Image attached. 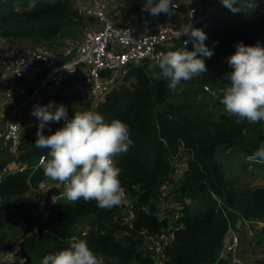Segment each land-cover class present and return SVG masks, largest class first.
<instances>
[{"label": "trees", "instance_id": "trees-1", "mask_svg": "<svg viewBox=\"0 0 264 264\" xmlns=\"http://www.w3.org/2000/svg\"><path fill=\"white\" fill-rule=\"evenodd\" d=\"M144 2L120 0V15L116 18L118 21L130 19L142 10ZM234 7L239 10L233 12L225 6L216 9L209 19L195 27L206 34L205 45L215 34L221 14L238 19L242 10L251 9L244 5V0H239ZM255 8L260 13H246L237 20L247 34L256 37L248 40L247 46H252L250 41L253 40L264 42L261 39L264 10ZM178 9L183 11L182 21L173 25L185 20L184 6ZM176 12L174 9L171 18L165 14L161 16L175 20ZM149 18L147 15L145 20ZM228 19L229 23L233 22L231 16ZM82 20L68 0H0V40L8 43H45L47 47L58 48L59 37H80L71 35L76 32L73 29L81 27ZM82 32L80 30L79 34ZM187 42L180 50L193 51V38L188 36ZM178 47L176 43L166 52L176 51ZM206 67L208 72L181 81L177 93H172L167 81L152 78V71H159L158 64L134 66L125 83L108 92L95 109L106 122L119 119L129 126V150L115 157V164L121 169L122 187L135 198L133 210L137 218L131 235L123 232L126 226L120 227L113 219L116 207L102 210L95 201L81 199L69 203L63 196L52 204L47 219L38 223L34 216L38 210L30 190L40 182L52 180L44 176L43 167H37L32 173L29 168L4 174L3 168L11 161L32 165L43 154L49 159L50 150L37 149L33 145L38 125L21 130L16 154L10 151L8 143L0 140V251L11 245L6 237L8 232L19 233L23 229L24 233L32 230L26 239L30 244L25 246L27 264H41L46 255L67 248L72 235L85 239L94 254L103 257L102 264H149L143 257L137 231L141 228L152 232L165 229L167 223L159 219L155 201L161 197V186L169 180L168 195L181 201L187 197L194 203L181 205L183 228L174 232L173 244L165 251L166 264H228L219 257L228 224L237 217L264 218V186H234L235 180L226 176L222 161L228 157H225L227 150L238 153V158L250 156L264 142V121L236 123L219 102L221 89L227 83L224 75L230 71L218 66ZM44 134L52 133L44 129ZM180 144L181 152L174 162L187 165L178 175L177 168L169 161L177 154ZM251 165L253 169H264V163ZM170 174L173 176L169 177ZM63 191L62 184L49 190L53 195ZM215 198L228 207L227 217L215 211ZM35 224L37 227L33 230ZM82 229H86L85 235H81ZM30 250H39L36 254L40 259L31 257Z\"/></svg>", "mask_w": 264, "mask_h": 264}, {"label": "built area", "instance_id": "built-area-1", "mask_svg": "<svg viewBox=\"0 0 264 264\" xmlns=\"http://www.w3.org/2000/svg\"><path fill=\"white\" fill-rule=\"evenodd\" d=\"M73 9L83 21L85 31L79 38L69 36L59 37L58 48L47 47L43 44L26 48L21 53L0 50V94L7 110L5 113L4 128L0 129V140L10 145V151L16 154L20 142V132L23 129V109H33L36 105L46 104V93L57 89L68 81H78L77 84L85 88L86 102L89 110L95 111L98 104L103 101L106 94L121 84L125 83L130 69L134 66L158 64L159 59L166 54L168 47L178 44L177 50L185 47L189 35L184 32L190 25L195 28L200 22L209 19L216 9L223 7L221 0H173L178 9L184 6V22L173 25L170 22L157 25L152 31L136 32L132 19L118 21L113 13L119 3L118 0H68ZM239 0H237L238 2ZM253 0H244L246 6ZM259 10H264V0H256ZM247 7V6H246ZM219 45V39L209 42L208 48L214 50ZM59 53L64 60H58ZM67 109L70 119L69 98L62 103ZM64 121L47 126L46 131L63 127ZM249 157V156H248ZM46 156L40 155L36 163H15L11 161L6 168L14 171L43 167ZM170 174L169 177H172ZM167 180L160 188L161 204L157 207L158 217L165 220V229L152 232L141 228L137 231L142 245L143 257L149 264H166L165 251L172 246L174 232L182 225L181 205L183 201L168 195ZM61 184L40 182L32 187V194L37 206L39 221L44 222L49 214L50 207L58 197L50 194L52 187ZM215 211L227 217L228 207L219 198H215ZM135 199L128 192L126 198L116 206L113 219L122 221L130 230H135L136 213L133 210ZM245 235L250 241L247 249L252 255V261L242 259L237 250L242 246V229L235 221L228 224L225 240L221 250L227 256L228 264H264V218H240ZM82 229L81 235H85ZM77 237V235L70 236ZM100 264L103 257L97 255ZM28 255L22 239L11 243L5 251H0V264H27Z\"/></svg>", "mask_w": 264, "mask_h": 264}, {"label": "clouds", "instance_id": "clouds-1", "mask_svg": "<svg viewBox=\"0 0 264 264\" xmlns=\"http://www.w3.org/2000/svg\"><path fill=\"white\" fill-rule=\"evenodd\" d=\"M222 4L238 11L237 0H221ZM255 9L256 0L246 5ZM176 5L173 0H145L142 12L152 17L161 14L171 18ZM193 38V51L176 50L164 54L158 62L159 71H152V78L167 81V88L177 93L181 81H189L208 72L202 57L211 58L213 51L204 41L206 34L190 25L184 32ZM232 71L224 75L227 81L221 89L220 103L236 123L264 121V47L259 43L247 46L242 42L234 54L227 58ZM31 115L38 120L37 149H49L50 158L42 161L47 179L63 185V198L74 203L81 199L95 201L102 210L119 206L126 198L122 187L121 169L115 157L127 153L130 141L129 126L119 119L106 122L102 114L95 111L75 112L69 119L63 104L36 105ZM64 121L63 127L51 135H45V127L53 122ZM249 161L264 163V142L248 157ZM69 246L46 255L41 264H100L85 239L72 237Z\"/></svg>", "mask_w": 264, "mask_h": 264}, {"label": "rangeland", "instance_id": "rangeland-1", "mask_svg": "<svg viewBox=\"0 0 264 264\" xmlns=\"http://www.w3.org/2000/svg\"><path fill=\"white\" fill-rule=\"evenodd\" d=\"M119 3H118V7L121 5L120 3V0H118ZM182 5L179 6V8L181 7ZM177 10L176 14L178 15V17L181 18V15L183 13V11H181L180 9H175ZM118 12H120V9L117 10ZM253 11H258L255 9H249V10H242V15H240L238 17V19L242 16H244L246 13H250V12H253ZM259 12V11H258ZM260 13V12H259ZM145 12H142V10L135 14L133 17H131L132 19H136V22H135V25H134V29L136 31V27H137V32H140V31H145V30H149V28L151 26H154L157 27V25H159V22L163 24L164 20H165V16H159V17H152L151 16V21L149 22H146L145 21V17L149 14H147ZM232 17L233 18V22H228V18L229 17ZM177 19H173L171 20V22L173 24L177 23L178 20H180V18ZM158 18V19H157ZM162 19V20H161ZM218 19V18H216ZM235 18V16L233 15H225V14H221L220 15V18L217 20L219 26L217 27L216 29V32L215 34L212 36L211 39H209L206 43V46L208 47L209 46V42L212 41L213 39L215 38H218L219 39V45L218 47L213 51V55L211 56V58H207V57H202L205 61V64L207 66H218V67H221L223 69H228L229 71H232L231 68H229L230 66L227 64V58L229 56H231L232 54L235 53L236 51V46L239 44V43H243L244 45H248L250 39H255L256 37L254 35H252L251 33L247 34L245 32V30L241 27L240 24L237 23V20ZM174 21V22H173ZM82 22V25L80 28H77V29H73L75 30L76 32H72V35L71 37H75L77 35V37L81 34H79V31H85V26H86V23L85 21H81ZM166 23V21H165ZM171 23V24H172ZM78 32V33H77ZM82 32V33H83ZM264 35V34H263ZM263 35H261V39L264 41V37ZM252 43V46H255L257 43L260 44L261 47H264V42L263 43H260V41L258 42H255L254 40L253 41H250V44ZM16 44V43H14ZM35 45V44H34ZM13 53H21L20 52V46L17 45V47H15V52ZM148 68V67H147ZM67 83H64V85H66ZM179 86V85H178ZM177 86V87H178ZM62 87H60L59 91H62L63 89H61ZM54 91H56V89L54 90H51L49 91L48 93L43 90L42 93H47L48 95L53 93ZM86 93V92H85ZM71 97L73 99H75L76 97H79V93L76 91L74 92V94L71 95ZM59 99L62 98V95L61 96H58ZM77 99V98H76ZM75 99V100H76ZM175 101H178L180 102L179 100H175ZM2 102H3V97L2 95L0 94V129L4 128V124H5V119L3 118V108H2ZM75 105H73V107L75 106V111L77 109H79V107H81V104L79 105V101L75 102L74 103ZM30 108H24L23 109V113H25L27 110H29ZM6 110H7V107H6ZM84 112V110L82 111ZM28 119L27 122H25V124H28L29 126L28 127H31V126H34V123H33V120L36 118L34 116H32L31 114L26 117ZM30 118V119H29ZM3 152H4V149H3ZM8 154H10L9 151H7ZM181 152V144L179 145V150L177 152V154H175L173 157L170 158V161L169 163L171 164V166H173L174 168H177V173L178 175H180L182 173V169L186 167V163H178V162H174V161H177L178 159H176V157L180 154ZM228 154H226L225 157H227L226 160L222 161V165H223V169H224V172L226 174V176L230 177L231 179L235 180V185L236 187H244L246 184H249L250 186L253 185V187H263L264 186V169H253V165H251L252 163H256V162H252V161H249L248 160V156L243 157L240 156L239 158L236 156L238 155V153H235V152H231L229 150H227ZM224 157V158H225ZM248 164H247V163ZM7 166H5L3 168V174L4 173H11V172H14V170H10L8 168H6ZM253 171H256V172H253ZM256 174V177H253L252 176ZM1 175L0 174V178H1ZM32 192V190H30ZM30 196H31V193H30ZM32 198V201L34 202L33 200V196H31ZM134 198V197H133ZM135 199V198H134ZM221 202L222 200L219 199ZM155 203L157 204V206H160L161 204V198L158 196V198L156 199ZM183 203L184 204H187V205H191L193 204L194 202L185 197L184 200H183ZM223 203V202H222ZM224 204V203H223ZM38 214V213H37ZM36 214V211L34 212V216H36V220L37 222L39 223V220H38V215ZM115 220V219H114ZM115 222H117L119 224L120 227L123 228V223L122 221H118V220H115ZM78 223H81V221H79ZM80 225V224H78ZM37 227V224L34 225L33 227V230H35ZM123 231V230H122ZM23 229L21 231H19V233H12V232H8L6 237H7V240L11 243H13L14 241H16L17 239H22V242L23 244L28 247L30 246V244L28 242H26V239H27V236H29L32 232L29 231V232H23ZM125 234L127 235H131V231L129 228H124V231H123ZM21 233V234H20ZM37 245H39L37 243ZM140 247L142 248V245H140ZM42 247H40L41 249ZM46 252V250H44ZM37 252H39V250H37ZM37 252H34V251H31L30 250V253H31V257L39 260L40 257L38 254H36ZM42 256V253L43 252H40ZM32 258V259H33ZM34 260V259H33ZM35 260V261H37Z\"/></svg>", "mask_w": 264, "mask_h": 264}, {"label": "crops", "instance_id": "crops-1", "mask_svg": "<svg viewBox=\"0 0 264 264\" xmlns=\"http://www.w3.org/2000/svg\"><path fill=\"white\" fill-rule=\"evenodd\" d=\"M118 10V6H117V8L114 10V12L113 13H116V15H120V13L117 11ZM148 14V13H147ZM146 14V15H147ZM150 18H151V16H150ZM146 19L145 21L146 22H149V21H151V19ZM165 18V20H164V22L163 23H165V21L166 22H170V23H172L170 20H169V18L168 17H164ZM132 21H133V23H134V25H135V22H136V19H132ZM182 21V18H180V22ZM159 22V24H162V23H160V21H158ZM183 23V22H182ZM181 23V24H182ZM180 24V23H179ZM154 29L155 28V25L154 26H151L149 29ZM148 30V29H147ZM138 30H137V27H136V32H137ZM43 45H45V46H47V44H45V43H42ZM17 45H19L20 46V52H23V50L24 49H28V48H32V47H34V46H36V45H29L28 43H26V44H20V43H18V44H14V43H12V42H5V41H1L0 40V50H7V51H12V52H15V47H17ZM37 45H41V43L40 44H37ZM218 47V46H217ZM216 49V48H215ZM214 49V50H215ZM214 50H212V51H214ZM58 58V60L60 61V60H64L63 59V56L61 55V53H59V56L57 57ZM77 82L78 81H68L67 82V84L66 85H62V86H59L57 89H56V91H54L53 93H51V94H47L46 96V104L45 105H47V104H49V102H55V104L56 105H60V104H62L63 103V101H64V99L66 98V97H68L69 98V111H70V117H72V115H74V113L75 112H82L83 110L84 111H89V102H86L85 100H84V98H85V88H83L82 86H80V85H78L77 84ZM60 87H62L61 89H63L62 91H59V89H60ZM78 92L79 93V97H76L75 99H73L72 97H71V95L72 94H74V92ZM62 95V98L61 99H59L58 98V96H61ZM77 101H79V105L81 104V107H79V109H77L76 111H75V106L73 107V105H75L74 103L75 102H77ZM2 106V105H1ZM2 108H3V118L5 119V113H6V105L3 103V106H2ZM33 109H29V110H27L25 113H24V115H23V129H27L28 128V124H25V122H27L28 121V119L26 118V117H28L30 114H31V111H32ZM30 119V118H29ZM33 123H34V125H38V120H37V118H35L34 120H33ZM53 124H55V122H53V123H50V124H48L47 126H50V125H53ZM46 126V127H47ZM46 127H45V129H46ZM57 129H54L53 131H51V132H49V133H54L55 131H56ZM15 162V161H14ZM10 163V162H9ZM15 163H18V162H15ZM253 177H256V174H254L253 176H252V178ZM263 179H264V177H263ZM46 182H51V183H57V181H48V180H45ZM253 186V185H252ZM33 193V192H32ZM235 224H238L241 228H242V223H241V220H240V218L239 217H237L236 218V220H235ZM245 229L244 228H242L241 230H240V234H241V237H243V242H242V246L241 247H239L238 248V250H237V254L242 258V259H244V260H250V261H252V258H253V256L252 255H257V256H259V255H261L262 253L261 252H257V253H251V252H249V250L247 249V245H248V239L247 238H245L246 237V235H245ZM224 240H225V237H224V239H223V242H224ZM219 257L221 258V259H223V261H226L227 260V256L225 255V252H223L222 250L220 251V254H219ZM228 261V260H227Z\"/></svg>", "mask_w": 264, "mask_h": 264}]
</instances>
